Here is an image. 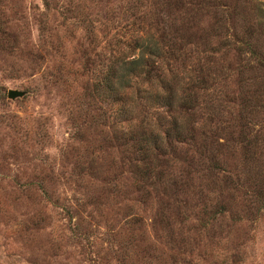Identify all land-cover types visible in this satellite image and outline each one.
<instances>
[{"label":"rangeland","instance_id":"374dc122","mask_svg":"<svg viewBox=\"0 0 264 264\" xmlns=\"http://www.w3.org/2000/svg\"><path fill=\"white\" fill-rule=\"evenodd\" d=\"M155 28L181 45L176 68L209 72L204 126L222 112L237 182L181 157L129 171L140 154L97 81ZM0 264H264V0H0Z\"/></svg>","mask_w":264,"mask_h":264},{"label":"trees","instance_id":"16d2710c","mask_svg":"<svg viewBox=\"0 0 264 264\" xmlns=\"http://www.w3.org/2000/svg\"><path fill=\"white\" fill-rule=\"evenodd\" d=\"M157 30L133 34L125 42L132 54L121 55L116 49L118 53L97 81L99 94L116 106V115L112 114L117 120L111 123L118 138L125 145L134 144V152L140 154L128 160L129 171L140 178L158 177L166 169L178 168L176 161L181 157L188 173L206 174L212 182H237L238 174H220L223 168L217 159L221 148L214 138L224 129L222 112L213 130L204 126L214 117L213 107H207L205 102L208 78L213 85L209 72L191 73L176 68L175 63L183 68L181 45L174 39H165L164 32L157 34ZM215 108L222 110L220 105ZM238 132L239 141H246L241 138L240 125ZM258 155H244L243 166L249 162L256 165Z\"/></svg>","mask_w":264,"mask_h":264},{"label":"water","instance_id":"95a60500","mask_svg":"<svg viewBox=\"0 0 264 264\" xmlns=\"http://www.w3.org/2000/svg\"><path fill=\"white\" fill-rule=\"evenodd\" d=\"M21 94H22L21 91H19V90H15V89H8V90L6 91V96L9 97V98H13V97H15V96H19V95H21Z\"/></svg>","mask_w":264,"mask_h":264}]
</instances>
